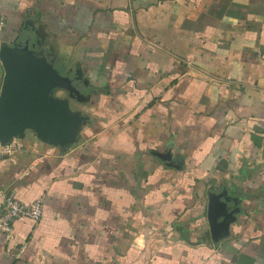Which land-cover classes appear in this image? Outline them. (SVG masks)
Returning a JSON list of instances; mask_svg holds the SVG:
<instances>
[{
	"label": "crops",
	"instance_id": "0c3cea01",
	"mask_svg": "<svg viewBox=\"0 0 264 264\" xmlns=\"http://www.w3.org/2000/svg\"><path fill=\"white\" fill-rule=\"evenodd\" d=\"M0 13V46L28 41L72 72L80 95H53L86 118L70 145L27 130L0 159V198L43 201L38 222L0 233V264H264V0Z\"/></svg>",
	"mask_w": 264,
	"mask_h": 264
},
{
	"label": "water",
	"instance_id": "95a60500",
	"mask_svg": "<svg viewBox=\"0 0 264 264\" xmlns=\"http://www.w3.org/2000/svg\"><path fill=\"white\" fill-rule=\"evenodd\" d=\"M0 61L4 69L0 88V143L22 139L31 130L50 145L72 144L86 118L71 111L65 99L53 94L63 88L71 96H79L77 77L56 68L42 49H34L28 41L2 42ZM155 155L164 161L170 159V153Z\"/></svg>",
	"mask_w": 264,
	"mask_h": 264
},
{
	"label": "built area",
	"instance_id": "2783aa9c",
	"mask_svg": "<svg viewBox=\"0 0 264 264\" xmlns=\"http://www.w3.org/2000/svg\"><path fill=\"white\" fill-rule=\"evenodd\" d=\"M5 21V16L0 13V36L5 29ZM21 148V144L16 138L4 144L0 143V159L15 155ZM42 215L43 201L41 197L26 203L11 193L3 194L0 198V233L8 240L13 235L14 222L17 219H28L36 223L42 218Z\"/></svg>",
	"mask_w": 264,
	"mask_h": 264
},
{
	"label": "trees",
	"instance_id": "16d2710c",
	"mask_svg": "<svg viewBox=\"0 0 264 264\" xmlns=\"http://www.w3.org/2000/svg\"><path fill=\"white\" fill-rule=\"evenodd\" d=\"M75 83H76V86H78V85H77V84H78L77 81H75Z\"/></svg>",
	"mask_w": 264,
	"mask_h": 264
}]
</instances>
